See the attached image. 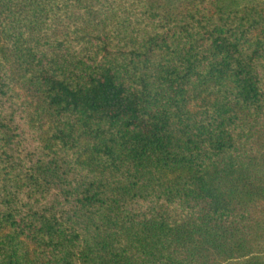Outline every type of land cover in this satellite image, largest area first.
Instances as JSON below:
<instances>
[{
    "label": "trees",
    "instance_id": "obj_1",
    "mask_svg": "<svg viewBox=\"0 0 264 264\" xmlns=\"http://www.w3.org/2000/svg\"><path fill=\"white\" fill-rule=\"evenodd\" d=\"M0 264H264V0H0Z\"/></svg>",
    "mask_w": 264,
    "mask_h": 264
}]
</instances>
